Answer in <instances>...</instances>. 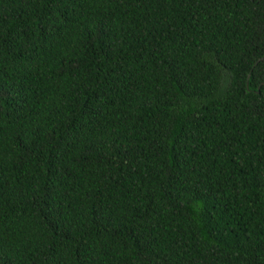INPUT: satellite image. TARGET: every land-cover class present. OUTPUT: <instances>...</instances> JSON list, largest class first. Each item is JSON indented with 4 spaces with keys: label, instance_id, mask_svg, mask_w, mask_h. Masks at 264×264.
<instances>
[{
    "label": "trees",
    "instance_id": "trees-1",
    "mask_svg": "<svg viewBox=\"0 0 264 264\" xmlns=\"http://www.w3.org/2000/svg\"><path fill=\"white\" fill-rule=\"evenodd\" d=\"M0 264H264V0H0Z\"/></svg>",
    "mask_w": 264,
    "mask_h": 264
}]
</instances>
